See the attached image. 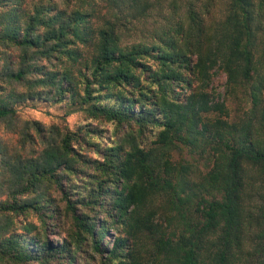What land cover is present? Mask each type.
Segmentation results:
<instances>
[{"label":"trees","instance_id":"16d2710c","mask_svg":"<svg viewBox=\"0 0 264 264\" xmlns=\"http://www.w3.org/2000/svg\"><path fill=\"white\" fill-rule=\"evenodd\" d=\"M90 260L264 264V0H0V264Z\"/></svg>","mask_w":264,"mask_h":264},{"label":"rangeland","instance_id":"374dc122","mask_svg":"<svg viewBox=\"0 0 264 264\" xmlns=\"http://www.w3.org/2000/svg\"><path fill=\"white\" fill-rule=\"evenodd\" d=\"M224 82H225V78L223 75L219 76L215 80L214 88L217 92L222 91ZM228 104L233 111L237 109L235 102L229 101ZM20 115L25 119L39 120L45 124L57 123L61 127L67 126L70 129H75L78 124L85 121V117L83 116L82 113L79 112L65 116L64 110L57 105L44 106L41 104H37L35 107L33 106L22 107L20 109ZM92 123L97 124V122L94 121ZM199 166L201 167L202 163H200ZM30 220H32L33 222H37L35 217H32ZM59 232H60L59 228L51 226L47 230V236L52 241L60 240V236L58 237L56 235ZM61 236H65V234L62 233ZM90 264H97V262L90 260Z\"/></svg>","mask_w":264,"mask_h":264}]
</instances>
